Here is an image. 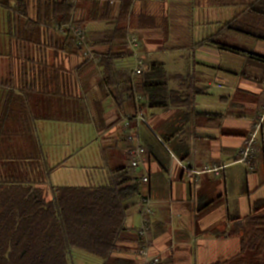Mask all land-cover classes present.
Here are the masks:
<instances>
[{"label":"crops","instance_id":"1","mask_svg":"<svg viewBox=\"0 0 264 264\" xmlns=\"http://www.w3.org/2000/svg\"><path fill=\"white\" fill-rule=\"evenodd\" d=\"M23 1L28 5L24 14L16 9L18 0H10L11 9L0 3V91L25 87L30 82V69L38 67L39 50L44 44L55 43L46 37L41 45L26 40L25 22L36 19L39 0ZM240 1L85 0L75 14L88 36L89 46L101 54L111 50L103 39L114 30L115 23L89 21L93 3L100 7L109 4L114 21L128 7L127 33L137 37L139 54L146 65L159 62L168 74H195L196 86L205 90L201 95L191 96L194 113L188 107L142 110L148 125H141L139 133L148 162L145 168L134 171L127 155L129 143L123 118L135 115V106L127 104L125 109H120L111 98H105L100 92L103 78L100 70L96 73L90 69L81 75L82 92L92 120L88 124L96 129V141L105 139L111 151L106 162L101 155L107 176L111 178L118 168L128 166L140 182L143 176L149 177L147 183H142L144 194L150 195L154 203L150 253L159 258L160 264H214L235 258L241 243L231 220L247 217L254 204L264 200V120L256 138L254 171L240 158L245 140L255 131L264 108V63L248 57V53L264 56V41H253L241 62L215 43L199 44L235 17ZM230 37L228 33L219 40L229 43ZM129 58L134 63L130 64ZM82 62V57L67 54L63 64L73 69ZM117 63L120 69L131 73L136 67L133 54ZM171 87L177 88V83L172 82ZM10 97L11 94L0 95V114ZM99 102L105 109V126L100 131L94 120ZM205 114H221V117ZM37 121L45 120L35 121L36 133ZM45 161L48 164L46 155ZM242 165L247 171L248 186L244 197L231 190L239 174H245ZM213 169L218 170L207 171ZM139 198L127 211L126 226L131 236L120 242L109 264L139 263L141 240L134 232L141 226Z\"/></svg>","mask_w":264,"mask_h":264},{"label":"trees","instance_id":"2","mask_svg":"<svg viewBox=\"0 0 264 264\" xmlns=\"http://www.w3.org/2000/svg\"><path fill=\"white\" fill-rule=\"evenodd\" d=\"M18 1L16 9L24 14L28 5ZM240 2L235 17L200 45L215 43L222 50L240 54L244 51L220 41V37L235 33L264 41V0ZM0 3L11 9L10 0ZM73 3L38 1L36 19L25 22L26 40L41 45L46 37L55 43L44 44L39 50L38 67L30 69V82L25 87L0 91V95L11 94L0 114V264H69L72 249L84 250L109 264L120 242L131 236L126 226L127 211L135 199L146 194L143 183L128 166L114 171L105 186L50 187L53 197H48L47 177L52 169L46 164L35 121L91 122L82 92L83 73L100 70V92L120 109L127 104L134 105L135 110L138 106L141 110L188 107L194 113L191 96L205 92L196 86L195 74H168L159 62L146 65L144 73L137 76L118 67V60L132 55L127 49L128 7L114 21L109 4L100 7L93 3L88 20L114 22L115 28L103 39L111 50L101 54L93 50L97 61L85 57L86 50L77 45L75 38L59 30L71 20L82 27L75 19L79 7L75 10ZM67 54L82 57L83 62L70 69L63 64ZM248 54L250 59L264 63V56ZM172 82L177 83V88L171 87ZM137 97H141L138 102ZM97 106L94 120L100 131L105 126V109L101 102ZM109 149L102 147L105 162ZM231 221L241 250L235 258L214 264H264V200L256 202L247 217Z\"/></svg>","mask_w":264,"mask_h":264},{"label":"rangeland","instance_id":"3","mask_svg":"<svg viewBox=\"0 0 264 264\" xmlns=\"http://www.w3.org/2000/svg\"><path fill=\"white\" fill-rule=\"evenodd\" d=\"M229 44L243 50L234 57L242 61V57L252 47L253 40L247 36L230 34ZM249 41H242V40ZM251 45V46H250ZM130 64L134 63L129 58ZM128 60V61H129ZM37 135L43 143V150L47 157L48 165L56 167L48 175L47 192L51 197L50 187L62 186H105L110 178L107 176L105 163L101 158L102 147L108 145L105 139L96 141L98 134L92 124L37 121ZM260 136L258 137V139ZM109 154L111 151L109 150ZM108 154V155H109ZM84 166L85 168H81ZM243 172L239 179L232 185L236 195L244 197L247 194L246 168L242 165ZM245 175V176H244ZM237 202L233 203L236 204ZM69 264H103V260L81 249H72L68 256Z\"/></svg>","mask_w":264,"mask_h":264},{"label":"built area","instance_id":"4","mask_svg":"<svg viewBox=\"0 0 264 264\" xmlns=\"http://www.w3.org/2000/svg\"><path fill=\"white\" fill-rule=\"evenodd\" d=\"M85 0H73V4L76 8H78L79 4H81ZM61 32H68L71 36H73L76 40L78 46H81L86 50L85 57L97 61L93 49L88 44V36L86 35L85 30L75 24L72 20L70 23L66 25H62L59 27ZM128 48L131 49L133 56L135 57L136 67L132 72L133 76L141 75L146 70V64L142 60L139 52L140 45L135 34L128 32L127 38ZM264 93V90H263ZM141 99V97H137V101ZM264 120V108L263 112L259 114V121L255 124V131L253 134L245 140V146L241 151V162L248 166L250 171H254V155L256 150V138L261 130L262 122ZM124 132L126 133V140L129 143L127 149L128 159L130 161V168L134 171H138L147 166L146 154L147 149L142 145L140 140L139 128L141 125H148L147 118L144 117L141 108L137 107V113L131 117H124ZM218 169L207 170L217 171ZM143 183H147L149 181V177L143 176L141 178ZM139 207V215L141 218V226L136 230L137 234L141 240V247L138 251V264H160V260L158 257L151 255L150 253V239H149V230H150V217L154 214V203L150 195L141 196L137 202Z\"/></svg>","mask_w":264,"mask_h":264}]
</instances>
